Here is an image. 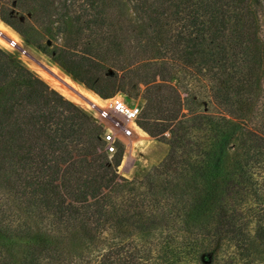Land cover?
I'll return each instance as SVG.
<instances>
[{
    "label": "trees",
    "instance_id": "trees-1",
    "mask_svg": "<svg viewBox=\"0 0 264 264\" xmlns=\"http://www.w3.org/2000/svg\"><path fill=\"white\" fill-rule=\"evenodd\" d=\"M263 8L0 0L2 22L100 98L139 89L125 86L133 69L121 65L135 50L151 54L143 69L164 70L170 57L207 75L228 114L179 118V94L145 70L137 123L169 151L144 180L119 181L123 148L108 158L102 126L0 48V187L10 196L0 202V264H216L222 245L233 264H264ZM254 112L258 131L247 126Z\"/></svg>",
    "mask_w": 264,
    "mask_h": 264
},
{
    "label": "rangeland",
    "instance_id": "rangeland-1",
    "mask_svg": "<svg viewBox=\"0 0 264 264\" xmlns=\"http://www.w3.org/2000/svg\"><path fill=\"white\" fill-rule=\"evenodd\" d=\"M23 13L24 15L31 18L30 13ZM0 24H2L4 28L8 31L10 36H12L11 38H17V40L19 41L16 47L2 45L1 43L0 48L10 54L15 59H17L35 74L40 76L42 79H44L49 85L64 94L65 97H67L76 105H78L83 111H85L90 116L92 120H94V111L90 108L89 104L100 103V97L94 92L84 87L82 84L75 81L70 75L65 73L54 62H52L47 55L35 48L32 44L26 41L23 37H21L17 32H15L1 20ZM260 24V36L264 45V8L261 9ZM134 51L135 50L131 51V54L127 55L125 58L121 57L124 59V63L122 62L121 65H126L127 69H133V72H130L131 82L129 84H126L125 86H136L139 89L130 90L129 93H125L122 91L119 92L123 95L125 101L128 104L138 105L142 107L144 101L141 96L140 90L144 88V85L140 82V77L143 73H145L144 71L146 69H143L141 64L147 60H151L152 58L150 53L135 54ZM27 52L35 60H37L42 65L51 70L53 73H55L57 77L65 81L75 83L82 92H85L87 94L84 99L79 100L71 95H68V93L61 91L48 78L47 74L52 73L40 66L33 59L28 57V55H25ZM164 60L166 62L164 70H159L157 69V67L153 66L152 68L147 69L146 71H149L150 73H158L155 77L154 82L161 83L166 86H172L175 93L179 94L182 105L178 113L179 118L183 119L188 116H196L199 114L228 116L224 108L219 106L214 100L211 89V81L209 80L207 75L202 74L201 72H198L191 67L183 65L173 58L165 57ZM121 67L123 66H114L110 68V71L114 70L118 74H121L123 71L122 69H124ZM166 86L161 87V93L165 96V98L168 97V103H171L172 98L169 97L170 90ZM260 102L261 104L264 103V93ZM260 120L261 119L259 118V113L254 112L251 118L248 120L247 126L251 130L258 131L262 129ZM191 124L196 125L197 122L189 121L188 125ZM181 130H179V132H181ZM165 136L167 138L170 137L168 131L165 132ZM193 137L194 134H191L190 139H193ZM124 150L125 155L123 161H121L117 169L119 177L118 180L120 181L122 179H126L129 181H139L144 180L146 175L152 172L154 167L159 165V163L164 159V157L168 153L169 145L162 139L154 138L142 130L141 134L133 135L129 139V145ZM229 156H232V154L230 153ZM9 197L10 196L7 194V191L4 188L0 187V202L7 203L6 201H8ZM9 203H11V201ZM157 231V229L152 230L153 234H156ZM229 252L230 250H225V247L223 245L220 247L217 246L215 256V258L217 259L214 262L216 264H233L234 261L229 257ZM17 256H19V253H17Z\"/></svg>",
    "mask_w": 264,
    "mask_h": 264
},
{
    "label": "built area",
    "instance_id": "built-area-1",
    "mask_svg": "<svg viewBox=\"0 0 264 264\" xmlns=\"http://www.w3.org/2000/svg\"><path fill=\"white\" fill-rule=\"evenodd\" d=\"M89 106L94 111V120L103 128V151L111 158L122 147L123 161L129 139L142 131L137 123L141 107L128 104L120 92L109 98H100V103H90Z\"/></svg>",
    "mask_w": 264,
    "mask_h": 264
},
{
    "label": "bare ground",
    "instance_id": "bare-ground-1",
    "mask_svg": "<svg viewBox=\"0 0 264 264\" xmlns=\"http://www.w3.org/2000/svg\"><path fill=\"white\" fill-rule=\"evenodd\" d=\"M4 23V22H3ZM10 34L8 31L4 28L2 24H0V44L2 45H7L11 47H16L19 43L17 38H11ZM28 53V52H27ZM25 54V53H24ZM26 55V54H25ZM43 69V68H42ZM52 74H47L48 78L54 83L55 86H57L61 91L68 93V95H71L79 100L84 99V97L87 95L85 92H82L79 87L73 83V82H68L65 81L55 73H53L51 70H49ZM54 74V75H53ZM67 79V78H66ZM89 102V101H88ZM141 134V132H140ZM144 135V134H143Z\"/></svg>",
    "mask_w": 264,
    "mask_h": 264
},
{
    "label": "water",
    "instance_id": "water-1",
    "mask_svg": "<svg viewBox=\"0 0 264 264\" xmlns=\"http://www.w3.org/2000/svg\"><path fill=\"white\" fill-rule=\"evenodd\" d=\"M26 55H28V57H30L31 59H33L36 63H38L40 66H42L43 68H45L46 70L49 71V69L47 67H45L44 65H42L40 62H38L37 60H35L32 56H30L28 53H26Z\"/></svg>",
    "mask_w": 264,
    "mask_h": 264
}]
</instances>
